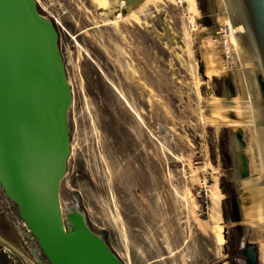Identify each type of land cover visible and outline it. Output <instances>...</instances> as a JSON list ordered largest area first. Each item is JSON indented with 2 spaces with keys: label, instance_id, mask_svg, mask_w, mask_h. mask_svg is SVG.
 Segmentation results:
<instances>
[{
  "label": "rangeland",
  "instance_id": "rangeland-1",
  "mask_svg": "<svg viewBox=\"0 0 264 264\" xmlns=\"http://www.w3.org/2000/svg\"><path fill=\"white\" fill-rule=\"evenodd\" d=\"M34 1L58 33L72 92L64 219L82 213L123 264H248L249 245L264 264L239 49L231 74L202 66L210 35L228 25L221 1L116 0L110 12ZM2 216L28 263L50 264L0 185Z\"/></svg>",
  "mask_w": 264,
  "mask_h": 264
},
{
  "label": "water",
  "instance_id": "water-1",
  "mask_svg": "<svg viewBox=\"0 0 264 264\" xmlns=\"http://www.w3.org/2000/svg\"><path fill=\"white\" fill-rule=\"evenodd\" d=\"M229 3L256 135L264 236V0ZM71 104L53 24L34 0H0V185L50 264H123L82 213L63 217Z\"/></svg>",
  "mask_w": 264,
  "mask_h": 264
},
{
  "label": "built area",
  "instance_id": "built-area-1",
  "mask_svg": "<svg viewBox=\"0 0 264 264\" xmlns=\"http://www.w3.org/2000/svg\"><path fill=\"white\" fill-rule=\"evenodd\" d=\"M231 28L226 23L221 26L217 31L210 35L209 48L206 46L203 48L202 53V66L206 70L208 64L215 66L220 71L216 76H222L224 74H231L235 69V57L234 54L238 48L232 41ZM214 67V68H215ZM222 72V73H221Z\"/></svg>",
  "mask_w": 264,
  "mask_h": 264
},
{
  "label": "crops",
  "instance_id": "crops-1",
  "mask_svg": "<svg viewBox=\"0 0 264 264\" xmlns=\"http://www.w3.org/2000/svg\"><path fill=\"white\" fill-rule=\"evenodd\" d=\"M22 249L21 236L7 218L0 217V264H29Z\"/></svg>",
  "mask_w": 264,
  "mask_h": 264
},
{
  "label": "bare ground",
  "instance_id": "bare-ground-1",
  "mask_svg": "<svg viewBox=\"0 0 264 264\" xmlns=\"http://www.w3.org/2000/svg\"><path fill=\"white\" fill-rule=\"evenodd\" d=\"M92 1L93 5L97 8H100V9H103V11H106V12H110L111 9H112V6L113 4L115 3L116 0H90ZM221 1V5H222V11L224 12H228L230 17H228L229 21H226L228 22V26L231 28V33H232V39L233 41H235L236 43V46L238 48V43H237V38H236V33H235V28H234V23H233V18H232V13H231V8H230V3H229V0H220ZM227 13V14H228ZM226 14V13H225ZM228 15V16H229ZM256 138V136H255ZM256 193H257V201H258V212H259V217H260V220L262 221V217H261V207H260V195H259V188L256 189ZM219 194L216 192V193H213L212 195V202H213V211H214V214L215 215H218L219 212H218V205H219ZM219 219V217H218Z\"/></svg>",
  "mask_w": 264,
  "mask_h": 264
},
{
  "label": "flooded vegetation",
  "instance_id": "flooded-vegetation-1",
  "mask_svg": "<svg viewBox=\"0 0 264 264\" xmlns=\"http://www.w3.org/2000/svg\"><path fill=\"white\" fill-rule=\"evenodd\" d=\"M241 256L247 259L248 264H255L257 255L255 251V246L249 245L244 251L240 253Z\"/></svg>",
  "mask_w": 264,
  "mask_h": 264
}]
</instances>
